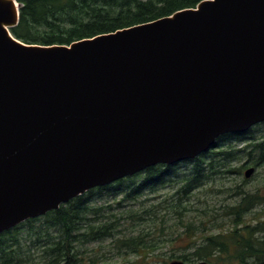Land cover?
Returning <instances> with one entry per match:
<instances>
[{"label": "water", "instance_id": "1", "mask_svg": "<svg viewBox=\"0 0 264 264\" xmlns=\"http://www.w3.org/2000/svg\"><path fill=\"white\" fill-rule=\"evenodd\" d=\"M19 8L0 0V234L264 122V0H203L68 46L15 39Z\"/></svg>", "mask_w": 264, "mask_h": 264}, {"label": "trees", "instance_id": "2", "mask_svg": "<svg viewBox=\"0 0 264 264\" xmlns=\"http://www.w3.org/2000/svg\"><path fill=\"white\" fill-rule=\"evenodd\" d=\"M201 1L16 0L20 4L19 21L10 33L25 44L68 46L195 8ZM248 166L255 170L264 166V122L244 134L218 137L213 148L193 160L171 166L158 164L107 186L90 189L56 210L1 233L0 264H99L96 257H84L86 246L107 239L140 260L124 259L123 264H149L160 258L156 252L162 242L149 239V234L158 226L162 230L163 203L167 205L165 215H176L178 224L185 229L183 234L188 232L186 241L181 239L187 252L165 256L164 264L174 260L264 264V209L258 213L254 210L264 205V195L258 190L246 192L235 186L236 200L223 209L229 223L221 224L212 217L210 223H219L217 228L213 226V232H208L202 221L196 225L186 220L196 192L207 185H212L210 191L221 192L222 185L216 186L217 181L241 175ZM162 190H167V194L158 203L146 205L147 201H138L146 194L155 195ZM104 195L110 196V200L95 205ZM113 212L121 214L116 217ZM251 214L253 217L248 219L246 216ZM122 216L132 222V230L119 229ZM171 240L174 239L168 242Z\"/></svg>", "mask_w": 264, "mask_h": 264}, {"label": "rangeland", "instance_id": "3", "mask_svg": "<svg viewBox=\"0 0 264 264\" xmlns=\"http://www.w3.org/2000/svg\"><path fill=\"white\" fill-rule=\"evenodd\" d=\"M180 167H182V169L185 168L184 166ZM249 167L250 166L247 168ZM244 172L245 171L243 170L241 175H230L221 181H217L216 186L222 185L219 186L221 192H214L216 190L210 191L212 185H207L203 189L196 192L192 200V212L189 214L186 220H191L196 225H198V222L202 221L201 224L204 225L203 227L208 232H213V226L217 228L219 223H210L209 221L212 217H214L216 221L221 222V224L226 222L229 223V219L223 214V209L226 205H229L236 200V197L233 194L235 186L240 187L246 192H255L258 190L261 195H264V166L257 168L254 174L250 178L246 179V183L242 182L243 179H245L243 176ZM166 194L167 190H162L155 195L146 194L138 201H147L145 202L146 205H152L160 202ZM108 200H110V196L104 195L102 198H99L96 201L95 205H103ZM166 206L167 205H164V203L162 204V213H160V215L162 214V217L164 215L162 220V230H160V226H158L155 228L156 230L153 229L152 234H149V239L152 237L155 241L157 240L162 242V244H159V250L156 252V255H158L160 258L150 261L149 264H164L163 258L165 256L187 252L184 250V245L186 243H183L181 239L186 241L185 238L188 235V232L186 233V236L183 234L185 229L178 224L176 215H165ZM262 209H264V205L257 207L254 210L256 213H258ZM205 212L207 214H203ZM113 214H115L116 217H119L118 215L121 213L113 212ZM246 217L250 219L253 217V215L251 214ZM120 218L124 220L120 222L121 226L119 229L125 232L133 229L132 222L129 220V218L126 216H122ZM170 238H173L174 240L168 242ZM86 249L88 251L84 257H96L98 258L99 264H123L124 259L132 262L140 261L135 254H127L128 250L126 248L119 246V244L113 242L110 239L104 240L102 242L91 243L86 246Z\"/></svg>", "mask_w": 264, "mask_h": 264}]
</instances>
